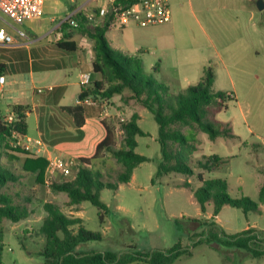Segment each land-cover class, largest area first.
I'll use <instances>...</instances> for the list:
<instances>
[{
  "label": "rangeland",
  "instance_id": "374dc122",
  "mask_svg": "<svg viewBox=\"0 0 264 264\" xmlns=\"http://www.w3.org/2000/svg\"><path fill=\"white\" fill-rule=\"evenodd\" d=\"M169 6L170 22L157 28L168 32V38L159 45L147 46V52L138 53L140 60L144 66L155 64L157 70L147 73L174 94L196 84L203 70L210 68L214 77L213 90L229 93L226 108L217 114V120L230 124L236 137L209 142L198 129L191 130L198 138L197 144L194 143L197 151L189 156L193 175L172 173L155 177L152 183L160 161V147L155 140L158 126L152 114L131 98V92L124 90L113 96L107 102L108 116L103 120L98 119L101 107L84 106L91 119L80 129H75L66 113L50 104L45 110V125L40 129V139L59 151L62 157L77 162L79 157H88L103 134L101 122L112 128V149L119 150L123 139L118 131L121 119L127 122L132 115L140 113L138 125L148 135L137 137L136 152L148 161L134 169L133 179L128 183L117 182L124 167L107 152L87 166L99 173L101 182L118 183L115 190L106 188L100 191V200L106 206L101 223L98 216L101 211L91 203L71 206L64 193L50 189L53 183L73 180L80 162L70 177L55 174L50 177L49 184H46L45 170L44 181L40 185L33 173L22 170L23 159L31 156L21 149L20 152L7 151L1 158V164L16 175L18 181L9 183L1 191L10 194L15 203L25 206L29 215L17 223L3 220V264H43L39 253L44 240L38 235V229L46 216L43 208L46 202L58 206L69 217L78 214L86 230L101 234V241L86 243L79 249L80 253L109 251L118 255L127 251L148 253L166 250L178 244L189 246L190 237L201 232L193 223H188L189 217L195 215L199 208L191 193L200 185L199 174L203 179L226 180L228 194L233 198L246 196L257 202L264 179V9L259 11L254 0H169ZM150 28H140L130 22L126 29L116 25L107 37L114 49L123 44L133 52L135 45L141 46L143 35ZM151 49L156 54L149 55ZM45 94L44 90L39 96ZM76 97L73 95L64 102L72 105ZM5 109L6 105L0 100V116ZM36 113H40L37 108ZM27 125L28 135L36 137L38 130L34 112L27 118ZM188 131L187 128L182 129L184 134ZM210 154L220 155L226 162L219 170L208 173L199 169L197 162ZM187 181L191 182L190 188L183 187ZM218 215L219 224L227 234L238 233L248 223H255L264 230V205H259L258 213L247 215L240 209L223 206ZM76 228L74 226V230ZM191 252V256H181L174 264H226L223 254L211 245H197ZM244 264H264V259L248 257Z\"/></svg>",
  "mask_w": 264,
  "mask_h": 264
},
{
  "label": "trees",
  "instance_id": "16d2710c",
  "mask_svg": "<svg viewBox=\"0 0 264 264\" xmlns=\"http://www.w3.org/2000/svg\"><path fill=\"white\" fill-rule=\"evenodd\" d=\"M133 0H116L114 8L102 24L94 28H83L80 31L94 40L92 68L99 75V80L91 86H82L79 99L93 97L99 102H109L124 90L131 92V98L140 103L152 114L157 126V142L160 147V161L155 177L168 176L172 173L191 176L194 169L189 156L197 151L198 138L191 130L198 129L205 134L209 141L214 142L220 138H235L230 124L217 120V114L226 108V98L229 93L213 90L214 77L210 68L204 69L199 81L177 94L170 93L167 88L159 83L151 74H148L142 61L137 56L130 55L111 47L106 32L109 30L113 14L121 5L129 4ZM63 33L62 40L57 42V47L64 51H74L75 42L69 41ZM3 70H0L2 75ZM65 110L74 118L76 127L84 124V106L75 105L65 107ZM13 112L18 116V121L7 124L0 117V264L4 248L3 220L17 223L29 215L27 208L14 202L13 197L1 190L9 183L18 181V177L1 164L2 156L7 151L20 152V148L10 145L13 131L25 135L26 123L22 106H14ZM138 115L134 114L127 122H121L118 131L122 135L121 148L113 150V130L109 125L101 122L103 136L94 145L88 157H79L80 166L73 180L53 183L50 189L55 193H64L69 205H78L89 202L101 212L98 213L100 222L103 223L106 206L100 200V191L103 189H117L118 183L130 182L133 170L143 162L148 161L144 156L135 152L137 147L136 137L146 136V133L137 124ZM187 128L188 133L182 132ZM179 147V148H178ZM178 148V149H177ZM111 154L115 160L122 164L124 170L117 177V184L101 182L98 172L87 166L92 160L99 158L103 153ZM225 158L217 155H204L197 162L199 169L208 173L219 170ZM47 167V160L42 157H26L22 162L24 172L33 173L36 183L42 185ZM200 186L192 190V195L197 201L201 212L206 206L212 205V216L219 214L223 206L240 209L243 214L258 213L259 205L264 204V180L258 192L257 202L249 197L233 198L228 194V184L224 179H203L198 175ZM183 187L190 188L186 182ZM28 202V200H27ZM46 213L38 235L43 238V247L39 255L43 264H129L134 261H143L148 264H174L181 256H190L191 249L200 244L213 246L223 254V259L229 264H240L246 258H264V231L248 228L236 234H227L213 220L199 222L200 233H195L190 238V245L182 247L179 244L170 249H157L148 253L123 252H84L77 248L88 242L101 241L99 232L86 230L80 218H71L65 215L58 206L46 202L43 205ZM213 219V218H212ZM77 226V230H74ZM226 248V250H220Z\"/></svg>",
  "mask_w": 264,
  "mask_h": 264
},
{
  "label": "crops",
  "instance_id": "0c3cea01",
  "mask_svg": "<svg viewBox=\"0 0 264 264\" xmlns=\"http://www.w3.org/2000/svg\"><path fill=\"white\" fill-rule=\"evenodd\" d=\"M115 2L116 0H47L43 6L42 16L37 19L27 21L21 26L10 23L8 24L4 20L0 19V27L4 28L7 33L11 34L15 41L13 46L0 45V70H3V73L0 76H4V82L0 84V100L4 105H6L5 113H3V115L0 117L4 118L9 112L13 110L14 106H22L23 112L25 114L24 120L27 130V118L32 112H34L37 119L36 129L38 130V135L34 138L30 137L27 132L25 135L33 139H40V129H42L45 125V110L51 104L52 106L54 105L55 107L60 108L62 113L67 114L68 119L73 123L75 129L84 128L88 120L91 119L88 117L85 107L84 124L79 128L76 127L73 116L65 110V107L78 105L79 94L82 91L80 78L83 74H88L89 76V84H87L85 87L91 86L95 81L99 80V75L95 73L92 68L94 40L82 33L80 29L89 27L92 28L87 21V17L91 15L94 16L97 25L102 24L105 19L109 17L111 11L114 8ZM254 2L256 3L257 0H254ZM101 10H105V14H101ZM112 18L113 19L110 23L109 30L106 32L107 39V34L112 28L116 27V25L120 29H126L129 25V23L125 25L119 24L116 21L114 15ZM70 21H74L76 26H72ZM165 25H168V23ZM165 25L150 28V31L143 35V40H141L140 43L141 46L139 47L138 45H135V51L133 52L126 49L123 44L116 46L115 49L117 48L122 52L140 57V54L138 53L147 52V46H153L155 43H158L159 45L168 38V32L165 33L163 29H157ZM63 33L68 35L69 41L75 42L76 49L74 51H64L57 47L56 44L58 41L62 40ZM108 41L111 45L109 39ZM154 47L156 48V46ZM155 52L156 51L151 49L148 54L154 55L156 54ZM144 68L148 73L149 70H157L156 65L152 63L144 66ZM37 84H42V86H37ZM39 88H44L47 94L39 96V93L37 92ZM47 88H52V90H47ZM73 95L77 97L75 98L72 105H68L66 102H64L66 99H71ZM36 108L39 110V114L36 113ZM56 112V116L58 117V111ZM140 117L141 116L139 113L138 120ZM98 119L100 118L98 117ZM146 135H148V133H146ZM157 137L155 138L156 141ZM42 143L46 147L45 155L55 153L61 156L59 151L47 146L43 141ZM132 179L133 176L131 175L130 181ZM187 182L191 184L190 181ZM212 209V205H208L206 206L205 212H201L199 207L195 215L189 217V225L191 222L195 225V229H199L200 227L198 221L202 222L203 220L209 222L213 220L218 226L222 228V226L219 224V215L213 217ZM71 218H80V216L76 214ZM187 228L189 230L191 229L189 226H187ZM248 228L262 230L255 223H248L242 230ZM85 245L87 244L79 246L77 251L79 252V249ZM246 259H248V257L244 258L240 264H244ZM136 262L143 261H134L132 263Z\"/></svg>",
  "mask_w": 264,
  "mask_h": 264
},
{
  "label": "built area",
  "instance_id": "2783aa9c",
  "mask_svg": "<svg viewBox=\"0 0 264 264\" xmlns=\"http://www.w3.org/2000/svg\"><path fill=\"white\" fill-rule=\"evenodd\" d=\"M47 0H0V19L6 23L23 25L25 22L37 19L42 16L43 6ZM105 14V10L100 11ZM116 21L125 25L130 22L135 23L140 28L156 27L165 25L170 22L171 10L169 0H133L129 4L121 5L113 14ZM89 25L94 28L97 24L94 16H88ZM72 26H76L74 21H70ZM15 43L14 37L7 33L4 28L0 27V45L13 46ZM4 82V76H0V84ZM89 84L88 74H83L80 78V85L86 86ZM52 90V88H47ZM44 88H39L38 93H42ZM80 106L101 107L99 118L103 120L108 116V106L106 102L100 103L93 97H86L78 100ZM3 121L7 124H12L18 121V116L15 112H9ZM124 120L121 119V122ZM121 124V123H120ZM119 129V126H118ZM10 145L13 148H20L31 157H42L47 160L46 167V184H49L50 177L55 174H60L63 177H70L74 172V167L79 164L71 158H64L58 154L50 153L45 155L46 147L40 139H33L29 136L22 135L13 131L11 133ZM78 170V168H77ZM76 170V172H77Z\"/></svg>",
  "mask_w": 264,
  "mask_h": 264
},
{
  "label": "water",
  "instance_id": "95a60500",
  "mask_svg": "<svg viewBox=\"0 0 264 264\" xmlns=\"http://www.w3.org/2000/svg\"><path fill=\"white\" fill-rule=\"evenodd\" d=\"M256 8L259 11H262L264 9V3L262 2V0H257V2H256Z\"/></svg>",
  "mask_w": 264,
  "mask_h": 264
}]
</instances>
